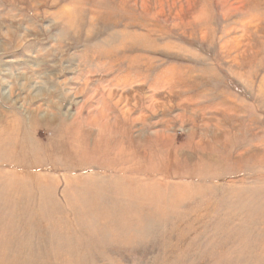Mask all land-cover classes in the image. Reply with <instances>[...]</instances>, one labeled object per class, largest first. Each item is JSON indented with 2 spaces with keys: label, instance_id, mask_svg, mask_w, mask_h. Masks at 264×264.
<instances>
[{
  "label": "rangeland",
  "instance_id": "374dc122",
  "mask_svg": "<svg viewBox=\"0 0 264 264\" xmlns=\"http://www.w3.org/2000/svg\"><path fill=\"white\" fill-rule=\"evenodd\" d=\"M0 248L264 264V0H0Z\"/></svg>",
  "mask_w": 264,
  "mask_h": 264
},
{
  "label": "bare ground",
  "instance_id": "6f19581e",
  "mask_svg": "<svg viewBox=\"0 0 264 264\" xmlns=\"http://www.w3.org/2000/svg\"><path fill=\"white\" fill-rule=\"evenodd\" d=\"M24 134L29 139V142H30L31 141V138L29 137V135L26 134V133H24ZM100 140L101 139H98L97 138V141L95 140L94 143L92 144V146L89 147L90 149L88 148V149H85L84 150L87 153L86 156L87 155L89 156V155H92V154L94 155V154H97V153H98V155H101L100 152H103V150H102L103 149V145H102V143H101ZM82 141L83 142H86L87 140L86 139H83ZM21 145L23 146V148H25V144L24 143L21 144ZM37 153H38L37 151H30L29 154H30L31 157H35ZM22 160H23V157L22 156H18V157L15 158V162H20ZM14 177L16 178L15 175H14ZM7 253L8 252L5 249L0 248V264H16L15 261H14V259L9 258V256H8Z\"/></svg>",
  "mask_w": 264,
  "mask_h": 264
}]
</instances>
